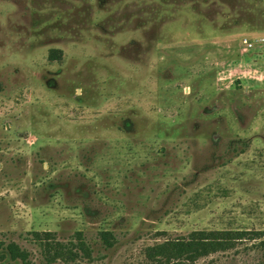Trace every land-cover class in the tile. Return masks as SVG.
<instances>
[{"label": "rangeland", "instance_id": "rangeland-1", "mask_svg": "<svg viewBox=\"0 0 264 264\" xmlns=\"http://www.w3.org/2000/svg\"><path fill=\"white\" fill-rule=\"evenodd\" d=\"M193 231L251 233L193 264L264 263V0H0L15 264H146ZM34 232L90 257L49 263Z\"/></svg>", "mask_w": 264, "mask_h": 264}, {"label": "trees", "instance_id": "trees-1", "mask_svg": "<svg viewBox=\"0 0 264 264\" xmlns=\"http://www.w3.org/2000/svg\"><path fill=\"white\" fill-rule=\"evenodd\" d=\"M61 57V50L50 49L47 58L49 62H53L61 60ZM247 236H251V233L247 231H193L186 238L166 240L147 247L145 249L146 264H181L182 262L193 264L202 257L232 248L236 241L245 239ZM100 238L107 247L111 246V233L102 232ZM33 239L42 244L44 258L49 263L56 260L73 262L79 254L86 258L90 257V250L82 240L81 233L77 234L76 243L72 241L61 243L50 232H34ZM2 246H4L5 255H1V258H7L10 261L6 264L27 261V252L20 249L17 244L10 242L6 245L0 244V247Z\"/></svg>", "mask_w": 264, "mask_h": 264}]
</instances>
